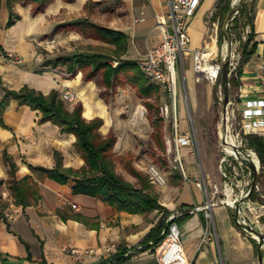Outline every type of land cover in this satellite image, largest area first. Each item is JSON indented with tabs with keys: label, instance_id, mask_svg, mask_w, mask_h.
<instances>
[{
	"label": "crops",
	"instance_id": "obj_1",
	"mask_svg": "<svg viewBox=\"0 0 264 264\" xmlns=\"http://www.w3.org/2000/svg\"><path fill=\"white\" fill-rule=\"evenodd\" d=\"M125 1L130 19L117 30L129 37L127 52L141 57L150 45L161 40L156 26L157 16L168 12L169 2ZM216 1L202 0L190 26L191 50L203 48L208 41L205 36ZM9 15L7 0H1L0 101L4 88L19 90L28 85L48 94L62 87H80L79 75L75 79L64 80L55 70H39L41 59L36 43L26 32L29 22L22 15L8 27ZM251 18L254 39L249 46L257 45L254 55L244 60L238 76L235 104L242 110L247 100L259 99L263 94L264 71L260 65L264 61V0H253ZM249 32L250 26L246 30L247 38ZM11 55L21 57L23 63L14 62ZM231 102L234 104L233 100ZM83 115L87 119L92 118V115ZM41 116L40 110L21 105L16 99H12L0 115L3 121L0 123V180L6 181L10 175L11 167L4 157L7 152L17 165L16 178L31 176L42 196L39 206L35 203L18 205L13 198L5 208L11 217H0V264H42L43 261L47 264H116L119 251L128 248L129 257L117 264H159L153 248L142 251L138 247L158 223L163 211L157 209L146 214L119 211L97 197L74 194L75 182L72 179L61 184L38 169L39 166L53 168L56 152H60L62 165L66 168L78 170L85 165V159L75 151V134L62 132L51 121L40 123ZM256 132H264V128ZM183 149L188 150L187 155L192 157L189 147ZM192 162L188 172L194 175ZM210 181L219 188L217 178ZM178 183L177 199L166 205L160 202L175 216L189 214L179 224V229L180 241L191 264H262L257 241L238 224L228 203L214 205L210 209L213 217L211 220L205 218L204 223L203 207L210 198H221L213 193L209 196L207 185L204 189L197 178L189 179L187 171L185 179ZM71 248H78L80 253L72 254ZM86 250L92 252L85 253Z\"/></svg>",
	"mask_w": 264,
	"mask_h": 264
},
{
	"label": "rangeland",
	"instance_id": "obj_2",
	"mask_svg": "<svg viewBox=\"0 0 264 264\" xmlns=\"http://www.w3.org/2000/svg\"><path fill=\"white\" fill-rule=\"evenodd\" d=\"M225 2L226 0H217L214 5L205 36L208 41L203 47L206 48L207 43L213 41L217 46L215 60L212 63L220 64L218 77L214 80L205 76L198 78L193 68L192 51L184 57L183 62H180L181 83L178 102L180 126L191 133L192 143L189 148L193 157L192 162V157L183 154V161L187 177L197 178L203 183L204 189L206 184L209 192L212 189L216 190L214 185L216 183L210 180L217 178L219 183L217 197L222 199L227 198L224 193L225 178L222 175V169L226 170L229 175L228 180L233 183L234 197L238 196L240 199L237 207H231L232 211L236 217L242 219L245 218V213L254 216L260 227L259 233L264 235V159L262 160L249 146L248 135L243 131L242 109L235 104L237 90L235 82L239 79L238 73L244 62L242 51L247 39L246 30L253 9V0H239L237 5L241 4L240 9L233 13L228 24L225 25L224 22L225 36L222 46L219 47L217 42L221 27L218 16ZM232 2L233 0L231 6H233ZM14 9L29 22L26 32L31 35L29 39H33L36 43L38 57L41 59L39 70H55L64 80L75 79L79 75L80 87H62L58 91L61 98L67 89L75 93L76 98L73 101L63 99L68 107L81 105L84 114L89 104L93 108L92 118L103 119L100 132L104 136L112 134L116 137V143L110 153L116 171L124 179L140 186V180L130 170L135 168L148 178L163 205L175 201L180 188L178 182L185 179V176L174 163V154L170 151L168 139H171L172 135L169 124L164 121V134L159 121L160 115L147 105L148 102H152L160 106L162 100L166 99L165 94L161 92L158 103L156 99L148 101L141 97L138 87L128 80L125 73H120L114 79L112 87H107L102 70L92 72L91 66L86 64L82 67L77 66L76 71L71 72L68 71L66 64L56 62L57 58L72 54L103 53L113 56L115 46L101 39L90 23L116 30L123 28L130 19L126 1L47 0L40 3L27 0L16 3ZM235 17L237 18L233 20ZM214 21L217 23L214 24ZM226 44H228L227 48ZM230 50L232 51L230 61L233 65L230 68L229 92L230 100H233L234 104L231 102L229 108V134L236 142L238 157L228 153L221 140L224 117L222 72L223 62L229 57ZM122 58L138 61L140 56L127 52ZM110 62L114 65L118 63L115 60ZM253 134L264 136V132ZM251 150L256 152L260 160L259 167L256 165L258 182L253 191L251 189L255 172L251 164L255 162ZM75 151L83 158L82 152L77 147ZM191 162L194 175L188 172ZM153 167L165 181L159 182L156 179L151 171ZM163 167L167 170H163ZM17 171L13 175L10 171L8 180L0 184V194L7 205H10L14 198L10 190V181L13 177H17ZM240 207H244L245 213L238 212Z\"/></svg>",
	"mask_w": 264,
	"mask_h": 264
},
{
	"label": "trees",
	"instance_id": "obj_3",
	"mask_svg": "<svg viewBox=\"0 0 264 264\" xmlns=\"http://www.w3.org/2000/svg\"><path fill=\"white\" fill-rule=\"evenodd\" d=\"M1 1V0H0ZM27 0H7V7L9 9V20L7 22L8 27L14 25L17 20L21 18L19 14L15 12V4L18 2H24ZM32 2H45L47 0H29ZM231 9V0H226L225 4L221 8V13L218 16L221 33L218 38V46L221 47L223 43V26L226 15ZM235 17L233 20H235ZM91 27L97 31V34L105 42L114 45V55H106L103 53L92 54H72L68 56H61L56 59V62L67 65L68 71L75 72L78 67H82L86 64L91 66L92 72L103 71L104 83L107 87H112L113 81L118 77L120 73H125L128 76V80L138 87L139 94L144 99L150 101L156 99L157 103L161 98V89L157 84L152 82L141 70L138 61L125 60L123 55L128 51L129 37L120 30L114 28L105 27L90 23ZM248 25L250 26V32L248 38L243 45L242 57L245 59L252 57L255 53V47L257 43H253L250 47V43L254 39V25L252 22L251 14L248 18ZM229 35V34H228ZM110 60H115L118 63L112 64ZM241 68L239 71V76ZM0 83H2L0 79ZM239 81L235 84L238 86ZM4 95L0 101V115L5 112V109L10 104L12 99L18 100L21 105H28L33 110H40L42 116L39 120L40 123L51 121L58 125L62 132L73 133L76 136L75 146L82 152L85 159V165L78 170L74 168H66L62 165L61 154L56 152V165L53 168L37 167L38 169L47 173V175L60 182L61 184L68 183L71 179L75 182L73 186L74 194H86L97 197L104 202L114 206L119 211H127L130 213L146 214L154 210L163 211L158 223L151 229L142 242V251L153 248L161 243L165 237V233L169 230L172 223L176 222L181 224L184 219L189 217V214H183L181 216H175L173 219L168 220L172 214L165 206H163L159 200L158 195L153 190V185L148 178H145L143 174L137 171L135 168H131L132 173L140 180L141 185L136 184L124 179L115 169V162L111 156V150L116 143V137L112 134L104 136L100 129L103 125V119L96 117L87 119L83 115V108L81 105L75 106L70 109L63 98H61L58 90L53 89L50 93L45 94L28 85L23 86L19 90H12L4 88ZM150 108L154 109L155 113L160 115V106H156L152 102L147 104ZM156 121V120H155ZM161 122V128L163 133L164 120L161 115L159 117ZM163 122V124H162ZM0 123L3 124L2 119ZM161 130V131H162ZM165 134V133H164ZM249 146L253 148L258 156L264 159V136L259 134H247ZM6 162L11 167L12 175L17 170V165L13 158L5 152L4 154ZM163 170H167L163 167ZM2 180H0V184ZM10 190L15 198V203L18 205L27 206L32 203L40 205L42 196L40 194L38 184L32 180L31 176H25L22 179L13 177L10 181ZM253 195V194H252ZM7 204L3 201L0 194V217L4 218V209ZM190 208V206H187ZM77 217V216H76ZM79 217V216H78ZM205 223V217H204ZM264 238V235H263ZM258 254L260 253L264 258V252L259 248L256 243ZM120 256L116 261V264L127 259L129 256H125V250H121ZM42 264H47L43 261Z\"/></svg>",
	"mask_w": 264,
	"mask_h": 264
},
{
	"label": "built area",
	"instance_id": "obj_4",
	"mask_svg": "<svg viewBox=\"0 0 264 264\" xmlns=\"http://www.w3.org/2000/svg\"><path fill=\"white\" fill-rule=\"evenodd\" d=\"M168 2V12L157 16L156 26L160 30L161 40L148 47L147 51L139 58L138 64L144 74L152 82L157 84L161 92L166 96V99L160 103V115L169 124L171 129L172 137L168 139V143L170 145V151L174 154V163L182 170L184 176H186L182 150L191 145L192 138L190 131L182 129L180 126L178 102L181 71H179V66L180 62L184 61V57L192 51L194 56V71L198 78L204 76L200 72L198 65L201 62L206 48L191 50L190 37L191 22L200 8L202 0H168ZM10 57L18 64L23 63V59L19 56L11 55ZM213 65H216L218 70H220V64L213 63ZM232 65L233 63H231V67ZM260 68L264 71V61L261 63ZM262 92L263 94L259 99L247 100L245 108L241 112L243 131L246 134L254 133L264 128V80L262 83ZM75 98L76 95L72 90H65L63 94L64 100L73 101ZM151 171L159 182L165 181L154 167L151 168ZM222 175L225 178V196L228 197L227 190L232 189L233 203L227 202L226 198H221L220 200H217L215 197L210 198L209 202L203 207L207 220H211L213 217L210 209L214 205L225 202L231 207H237V203L240 200L238 196L234 197L233 183L231 184V181L228 180L229 175L227 171L222 169ZM215 188L216 190H213L211 193L208 191L209 196L212 193L214 196L217 194L219 188ZM5 196L8 197L7 195ZM73 207L77 208V205L73 204ZM3 212L4 217H11L6 209ZM238 212H242L241 208H239ZM174 217L175 215H172L170 220ZM237 222L248 235L256 239L259 248L264 252V238H261L260 235L255 236L256 232L250 229V223L247 219L237 217ZM164 233L165 237L163 241L155 246L154 249L159 264H191L180 241L179 225L176 222L172 223L169 230ZM138 248H142V246L140 245ZM107 249L110 250V246ZM91 252L92 250H86L85 253ZM71 253L79 254L80 250L78 248H71ZM124 255H130V248L125 250Z\"/></svg>",
	"mask_w": 264,
	"mask_h": 264
},
{
	"label": "bare ground",
	"instance_id": "obj_5",
	"mask_svg": "<svg viewBox=\"0 0 264 264\" xmlns=\"http://www.w3.org/2000/svg\"><path fill=\"white\" fill-rule=\"evenodd\" d=\"M239 0H233L232 4L233 6H236L238 4ZM226 44V48H227ZM225 48V49H226ZM217 51V46L215 45L214 41L213 43H208L207 47H206V51H204V55L201 58V62L199 63L198 67L200 72L207 78L210 79H215L216 77H218L220 70H218V67L216 65H213L212 63V59L215 56V53ZM85 115H92L93 114V108L91 105L88 104L87 109L84 113ZM143 115V113H142ZM229 117L230 115H226L225 119L227 121L226 127H225V131L223 132L224 138L227 139V144H225V149L228 153L235 155L238 157V151L237 149L234 147V145H236L235 140L233 139V137H231V135L229 134V130H230V125H229ZM188 150L183 149L182 153L183 154H188ZM251 153L254 156V162L255 164L259 167L260 164V160L256 154V152L254 150H251ZM227 195L228 197L226 198V201L229 203H233L232 200V189L227 190ZM244 207H242V212H244ZM251 210V209H249ZM245 213V212H244ZM245 218L247 219L248 222H250L253 227H255L257 230H260L259 224L257 219L254 216L248 215L245 213ZM255 236H259V234L255 233Z\"/></svg>",
	"mask_w": 264,
	"mask_h": 264
},
{
	"label": "water",
	"instance_id": "obj_6",
	"mask_svg": "<svg viewBox=\"0 0 264 264\" xmlns=\"http://www.w3.org/2000/svg\"><path fill=\"white\" fill-rule=\"evenodd\" d=\"M244 1V0H242ZM241 7V4L237 5V6H231L230 11L228 12V14L226 15L225 18V25L229 23L230 18L232 17L233 13L236 10H239ZM227 30V28L225 29ZM231 53L232 51L230 50V54L229 57H226L224 62H223V92H224V117L222 120V131H221V140L224 144H227V139L224 138L223 132L225 131V127L227 124V121L225 119L226 115H229V108H230V104H231V100H230V92H229V86H230V68H231ZM234 147H236V145H234ZM251 168L254 170L255 174H254V182H253V186L251 191H253L255 189V187L257 186V182H258V172H257V168H256V164H251ZM242 210V207H240ZM250 223V222H249ZM250 229H252L254 232H257L261 238H263V235L261 233H259V231L253 227V225L250 223ZM259 259L260 262L262 264H264L263 261V256L259 253Z\"/></svg>",
	"mask_w": 264,
	"mask_h": 264
}]
</instances>
